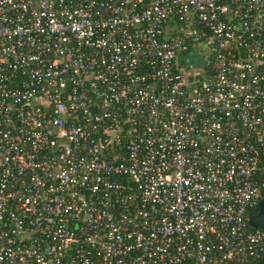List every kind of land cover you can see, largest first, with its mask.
<instances>
[{"label": "built area", "instance_id": "obj_1", "mask_svg": "<svg viewBox=\"0 0 264 264\" xmlns=\"http://www.w3.org/2000/svg\"><path fill=\"white\" fill-rule=\"evenodd\" d=\"M262 174L264 0H0V264L258 262Z\"/></svg>", "mask_w": 264, "mask_h": 264}, {"label": "water", "instance_id": "obj_2", "mask_svg": "<svg viewBox=\"0 0 264 264\" xmlns=\"http://www.w3.org/2000/svg\"><path fill=\"white\" fill-rule=\"evenodd\" d=\"M249 226L252 228H262L264 229V197L260 200L258 204L257 212L249 217ZM251 264H264V252L261 259L258 262Z\"/></svg>", "mask_w": 264, "mask_h": 264}, {"label": "rangeland", "instance_id": "obj_3", "mask_svg": "<svg viewBox=\"0 0 264 264\" xmlns=\"http://www.w3.org/2000/svg\"><path fill=\"white\" fill-rule=\"evenodd\" d=\"M199 59L201 62H199ZM184 64L190 67L191 69H203L205 63V57L203 54L196 52L195 50L190 51L184 56ZM202 63V64H201Z\"/></svg>", "mask_w": 264, "mask_h": 264}, {"label": "trees", "instance_id": "obj_4", "mask_svg": "<svg viewBox=\"0 0 264 264\" xmlns=\"http://www.w3.org/2000/svg\"><path fill=\"white\" fill-rule=\"evenodd\" d=\"M257 179H258V180H264V174H262V175H258V176H257ZM255 213H256V211H253V212H252V214H255ZM190 264H192V263H190Z\"/></svg>", "mask_w": 264, "mask_h": 264}, {"label": "flooded vegetation", "instance_id": "obj_5", "mask_svg": "<svg viewBox=\"0 0 264 264\" xmlns=\"http://www.w3.org/2000/svg\"><path fill=\"white\" fill-rule=\"evenodd\" d=\"M199 62H201V61L199 60Z\"/></svg>", "mask_w": 264, "mask_h": 264}]
</instances>
